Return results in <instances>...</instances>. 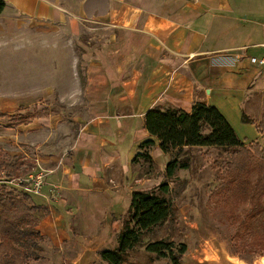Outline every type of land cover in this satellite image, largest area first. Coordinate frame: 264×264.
Returning a JSON list of instances; mask_svg holds the SVG:
<instances>
[{"label": "crops", "instance_id": "crops-1", "mask_svg": "<svg viewBox=\"0 0 264 264\" xmlns=\"http://www.w3.org/2000/svg\"><path fill=\"white\" fill-rule=\"evenodd\" d=\"M4 1L0 34L23 37L20 47L38 50V74L46 66L56 76L63 67L64 79L78 86L90 105L74 122L56 113L41 116L35 103L0 108V115L33 112L27 121L0 127V152L6 160L20 157L43 171L41 193L33 201L46 208V234L54 224L65 226L70 210L89 215L90 223L100 216L104 225L115 224L132 191L157 183L155 176L141 178L132 168L146 140L154 142L149 153L163 176L170 156L144 126L152 106L190 112L200 101L218 108L232 126L230 116H240L250 84L264 71L250 62L264 53V0ZM82 21L96 23L99 36L76 41ZM62 29L74 40L62 42ZM48 34L52 40L45 39ZM61 47L68 49L67 58L39 56ZM39 91L45 94L44 88Z\"/></svg>", "mask_w": 264, "mask_h": 264}, {"label": "rangeland", "instance_id": "rangeland-1", "mask_svg": "<svg viewBox=\"0 0 264 264\" xmlns=\"http://www.w3.org/2000/svg\"><path fill=\"white\" fill-rule=\"evenodd\" d=\"M90 24L95 29H86ZM96 25V23L82 21L78 37H75L76 41L85 42L97 38L101 30ZM61 34V40L64 43L74 40L72 34L66 29L65 32L62 29ZM11 36V32L0 34V108L6 106V109L14 110L17 105L35 103L41 116L56 113L60 114L66 122H74L73 117L80 112L84 117L86 114L84 109L90 107L89 102L79 92L78 86L76 88L72 81L64 79L63 67L62 69L61 66L59 67V75L56 76L46 66H44V74H38L37 69L42 67L35 65L38 62L36 59L38 50L20 47L25 41L23 37L18 36L13 39ZM45 39L53 38L51 34H48ZM32 40L36 38H30V41ZM76 51L78 52L79 49ZM55 52L60 54H53ZM40 55H45L46 59H52L56 55L67 58L68 49L63 47L44 49L42 53L39 51ZM52 60L48 61L52 62ZM48 66L53 67L52 64ZM78 73L82 87L83 71L79 69ZM43 77L44 79H40ZM41 88L45 90L42 96L39 95ZM250 88L251 91L242 108L244 111L242 116L246 121H243L241 116L243 111L238 118L234 116V113L232 117L230 116L232 127L238 137L243 140L245 150L237 155H230L216 147L184 148L178 158L181 161L186 159L188 167L176 169L169 181L170 190L167 194V200L171 204L169 219L149 231L142 232L139 243L128 254L127 264H173L167 258H158L154 253L145 251V245L157 239L173 242L176 249L181 244L185 245L181 264L264 262V255L257 252L238 251L236 253L230 241V235L234 231L232 219L235 220L243 215L242 211L247 208V201H244L246 194H242L247 191V188L241 180L246 174L244 171L246 169L244 167L243 170H237L232 163L247 165V170L255 176L262 173L259 159L264 161L262 156L264 136L256 129V124L264 119V71H261L256 81L250 84ZM6 122H8L7 118L0 119V127L7 126ZM2 146L0 144V149L3 151ZM15 152H17L16 149ZM1 157L5 159L3 154ZM173 157L174 155H170V159ZM32 165L31 161H24V165L19 167V174L12 178L35 172ZM151 166L139 159L133 163L132 168L140 171L141 178L155 176L158 182L162 179L160 166L156 162L154 166ZM236 177L241 184L236 186L235 183L232 187V179ZM2 178L5 179L3 175L0 178V189L2 185H5V189L15 188L14 194H20V188L3 182ZM37 196L32 194L34 201ZM127 210L119 214L120 218L115 224L109 223L108 220L106 225L100 216L92 219L100 223H90L89 215L85 217L70 210L73 215L68 217L65 226L54 224L52 228L49 227L52 232L49 233L50 235L44 232L45 229L42 226V222L48 216V214L45 215L47 212H36L37 228L41 233L43 232L45 239L41 243L43 247L41 258L31 264H106L100 260L99 253L103 249L116 245L117 233L123 228ZM236 214L238 216L235 217ZM103 225L106 229H103ZM108 228L110 231L107 230ZM59 234L66 236L63 237L64 240H58Z\"/></svg>", "mask_w": 264, "mask_h": 264}, {"label": "trees", "instance_id": "trees-1", "mask_svg": "<svg viewBox=\"0 0 264 264\" xmlns=\"http://www.w3.org/2000/svg\"><path fill=\"white\" fill-rule=\"evenodd\" d=\"M4 7L5 1L0 0V14ZM32 113L16 112L0 117L15 124L27 121ZM242 119L246 121L244 116ZM144 126L150 135L158 139V147L162 152L174 157L166 163L162 179L155 185L132 191L127 218L123 221V228L117 233L116 245L99 253L100 260L106 264H127L128 254L139 243L142 232L169 219V181L176 169L188 167L186 159L181 161L178 158L184 148L216 147L230 155H237L245 150L243 140L219 109L200 101L193 104L190 112L158 103L145 113ZM256 129L264 136V119L256 124ZM153 144L151 139L142 142V152L137 153L132 162L140 159L154 166L155 162L149 153ZM259 162L262 173L255 176L247 170V165L232 163L237 170L245 167L246 174L241 180L247 188L246 192H242L246 194L244 201H247V208L242 211L243 215L235 219L238 216L236 214L233 217L235 220L232 219L234 231L230 235V241L236 253L247 251L264 255V161L259 159ZM22 165L24 161L20 157L6 160L1 157L0 152V170H5L6 176L12 178L19 174V167ZM138 176L141 177L140 171ZM235 183L236 186L241 184L237 177L232 179V187ZM5 188L2 185L0 189V264H31L41 258V243L45 239L37 228L38 218L35 213L46 212V209L43 205L36 204L31 194L21 190L16 195L13 192L15 188ZM144 249L158 258H167L173 264H181L185 245L181 244L176 249L173 242L157 239L148 242Z\"/></svg>", "mask_w": 264, "mask_h": 264}, {"label": "built area", "instance_id": "built-area-1", "mask_svg": "<svg viewBox=\"0 0 264 264\" xmlns=\"http://www.w3.org/2000/svg\"><path fill=\"white\" fill-rule=\"evenodd\" d=\"M250 62L264 70V53L258 56H251ZM4 178L5 179H2L4 180L3 182L17 186L22 191H25L31 195H39L44 183V173L42 170L31 172L21 177L18 176L14 178H8L5 176Z\"/></svg>", "mask_w": 264, "mask_h": 264}, {"label": "bare ground", "instance_id": "bare-ground-1", "mask_svg": "<svg viewBox=\"0 0 264 264\" xmlns=\"http://www.w3.org/2000/svg\"><path fill=\"white\" fill-rule=\"evenodd\" d=\"M240 264H246L245 262H240ZM256 264H264L263 261L259 262V263H256Z\"/></svg>", "mask_w": 264, "mask_h": 264}]
</instances>
